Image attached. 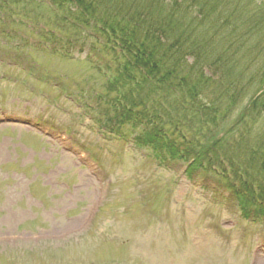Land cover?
<instances>
[{
    "label": "rangeland",
    "instance_id": "374dc122",
    "mask_svg": "<svg viewBox=\"0 0 264 264\" xmlns=\"http://www.w3.org/2000/svg\"><path fill=\"white\" fill-rule=\"evenodd\" d=\"M244 1L250 10L264 6ZM48 2L0 9V264H264V214L240 217L225 191L231 178L212 168L188 178L185 164L156 160L135 145L132 131L108 125L104 104L95 101L106 81L86 58L94 49L103 54V39L66 24L52 42L74 50L57 58L32 55L15 36L44 38L55 11ZM222 25L225 32L232 26ZM261 31L240 40L262 46L254 54L264 53ZM248 52L237 61L250 73L244 84L256 75L246 85L253 96L264 63ZM66 134L68 141L58 136ZM256 139L253 129L249 142Z\"/></svg>",
    "mask_w": 264,
    "mask_h": 264
},
{
    "label": "trees",
    "instance_id": "16d2710c",
    "mask_svg": "<svg viewBox=\"0 0 264 264\" xmlns=\"http://www.w3.org/2000/svg\"><path fill=\"white\" fill-rule=\"evenodd\" d=\"M8 1L25 3L0 0ZM51 2L59 12L52 16L55 27L72 23L103 39V55L111 58L102 98L109 124L132 131L135 145L156 160L190 161L189 174L216 168L231 178L242 217L257 215L258 202L264 210V124H256L264 116V67L256 94L248 96L246 85L256 75L244 84L250 73L237 61L249 51L264 63L263 52L254 54L262 46L240 41L263 32V5L250 10L244 0ZM222 22L232 25L227 32ZM253 129L257 139L251 144Z\"/></svg>",
    "mask_w": 264,
    "mask_h": 264
}]
</instances>
